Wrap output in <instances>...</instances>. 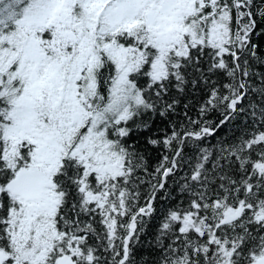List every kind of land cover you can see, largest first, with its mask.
<instances>
[{
	"label": "snow or ice",
	"instance_id": "snow-or-ice-1",
	"mask_svg": "<svg viewBox=\"0 0 264 264\" xmlns=\"http://www.w3.org/2000/svg\"><path fill=\"white\" fill-rule=\"evenodd\" d=\"M0 264H264V0H0Z\"/></svg>",
	"mask_w": 264,
	"mask_h": 264
}]
</instances>
